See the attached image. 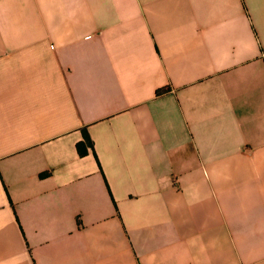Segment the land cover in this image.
Returning a JSON list of instances; mask_svg holds the SVG:
<instances>
[{
	"label": "crops",
	"instance_id": "obj_1",
	"mask_svg": "<svg viewBox=\"0 0 264 264\" xmlns=\"http://www.w3.org/2000/svg\"><path fill=\"white\" fill-rule=\"evenodd\" d=\"M0 264H264V0H0Z\"/></svg>",
	"mask_w": 264,
	"mask_h": 264
},
{
	"label": "trees",
	"instance_id": "obj_2",
	"mask_svg": "<svg viewBox=\"0 0 264 264\" xmlns=\"http://www.w3.org/2000/svg\"><path fill=\"white\" fill-rule=\"evenodd\" d=\"M167 90H168V87H163V88L158 89L156 91V93L161 94V93L166 92ZM83 137H84V140L77 144V150H78L79 154H81V155L86 153V146L92 147V141H91L88 133L86 132V130H83Z\"/></svg>",
	"mask_w": 264,
	"mask_h": 264
}]
</instances>
